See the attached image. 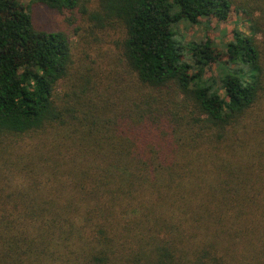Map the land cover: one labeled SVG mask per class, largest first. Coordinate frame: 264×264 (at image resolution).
I'll return each instance as SVG.
<instances>
[{
	"label": "trees",
	"instance_id": "16d2710c",
	"mask_svg": "<svg viewBox=\"0 0 264 264\" xmlns=\"http://www.w3.org/2000/svg\"><path fill=\"white\" fill-rule=\"evenodd\" d=\"M33 1L119 25L123 66L0 0V264H264V0ZM232 12L224 50L180 34Z\"/></svg>",
	"mask_w": 264,
	"mask_h": 264
},
{
	"label": "rangeland",
	"instance_id": "374dc122",
	"mask_svg": "<svg viewBox=\"0 0 264 264\" xmlns=\"http://www.w3.org/2000/svg\"><path fill=\"white\" fill-rule=\"evenodd\" d=\"M18 2L28 11L31 10L33 23L37 29L48 33L62 32L68 35L73 48L72 72L85 66L86 69L92 70L95 79H100L103 85H105V77H102L100 73L110 78L118 77L117 73L123 66L119 50L121 41L119 25L115 24L100 30L95 29V26L91 24L93 30L90 32L89 21L80 13V10H77V13L68 10L56 12L34 3L33 0H18ZM246 28L247 25L241 16L232 12L225 21L212 18L200 26H181L180 34L187 42L212 40L219 45L220 50H224L227 44L234 41V32L244 31ZM93 40L96 43L90 45ZM217 69V64L211 65L207 69L206 76H215ZM99 86L104 88L102 85Z\"/></svg>",
	"mask_w": 264,
	"mask_h": 264
}]
</instances>
